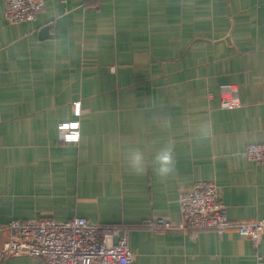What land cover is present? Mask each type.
I'll list each match as a JSON object with an SVG mask.
<instances>
[{
	"label": "crops",
	"instance_id": "obj_1",
	"mask_svg": "<svg viewBox=\"0 0 264 264\" xmlns=\"http://www.w3.org/2000/svg\"><path fill=\"white\" fill-rule=\"evenodd\" d=\"M7 1L0 0V227L84 217L131 226L134 264H264V234L256 249L236 231L146 226L180 222V192L198 182L219 186L230 219L264 217V163L246 155L264 144V0H44L36 19L22 23L6 19ZM228 83L239 88L241 109L222 108ZM150 98L163 102L171 128L141 131ZM205 120L215 136L198 147L192 129ZM70 122L79 143L63 142ZM169 139L175 178L162 183L150 168L129 173L126 144L150 158ZM7 237L0 233V247ZM0 264L46 263L20 256Z\"/></svg>",
	"mask_w": 264,
	"mask_h": 264
},
{
	"label": "built area",
	"instance_id": "obj_2",
	"mask_svg": "<svg viewBox=\"0 0 264 264\" xmlns=\"http://www.w3.org/2000/svg\"><path fill=\"white\" fill-rule=\"evenodd\" d=\"M45 7L44 0H8L4 14L12 23L30 22ZM221 106L237 109L244 105L235 84L221 86ZM74 114L82 115L81 101L73 103ZM64 143H79L78 130L67 128ZM246 155L257 164L264 163V144H251ZM181 221L171 223L155 219L146 226L155 230L178 229L200 232L214 230L219 234L236 231L249 238L258 249L264 234V217L250 220H233L222 201L220 188L213 182H198L182 189L179 195ZM131 226L126 224L92 223L84 217L68 221L13 220L0 227L7 231L6 242L0 247V261L9 257L31 256L43 259L46 264H134L136 253L130 247ZM258 259L263 256L258 254Z\"/></svg>",
	"mask_w": 264,
	"mask_h": 264
},
{
	"label": "clouds",
	"instance_id": "obj_3",
	"mask_svg": "<svg viewBox=\"0 0 264 264\" xmlns=\"http://www.w3.org/2000/svg\"><path fill=\"white\" fill-rule=\"evenodd\" d=\"M149 104L153 108L149 109L150 115L148 118L141 122V131L147 127H156L161 130L171 128L172 117L164 111L163 102L156 98H150ZM155 108H158L159 111L154 110ZM65 127L76 129L77 124L70 122ZM214 136V124L205 120L193 126L191 140L195 146L199 147L209 143ZM153 144L156 145L157 142L154 141ZM121 155L130 174L142 176L150 168L162 183L175 178L178 174V159L175 153V144L170 139L159 143L150 158L145 148L135 144H126L122 148Z\"/></svg>",
	"mask_w": 264,
	"mask_h": 264
}]
</instances>
